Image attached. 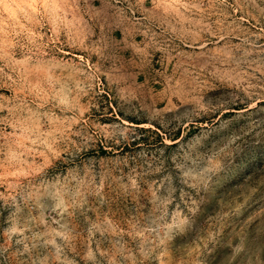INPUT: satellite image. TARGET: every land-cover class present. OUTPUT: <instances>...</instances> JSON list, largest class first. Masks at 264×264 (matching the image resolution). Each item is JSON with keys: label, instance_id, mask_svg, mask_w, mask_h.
<instances>
[{"label": "rangeland", "instance_id": "rangeland-1", "mask_svg": "<svg viewBox=\"0 0 264 264\" xmlns=\"http://www.w3.org/2000/svg\"><path fill=\"white\" fill-rule=\"evenodd\" d=\"M232 1L0 0V264H264V64L198 16Z\"/></svg>", "mask_w": 264, "mask_h": 264}, {"label": "bare ground", "instance_id": "bare-ground-1", "mask_svg": "<svg viewBox=\"0 0 264 264\" xmlns=\"http://www.w3.org/2000/svg\"><path fill=\"white\" fill-rule=\"evenodd\" d=\"M246 2L233 0L232 4L220 2L215 4V7L200 6L198 16L205 24L202 25V31L210 37L209 39H216V43L222 44L223 53L219 51L220 53L208 55L210 61H214L219 66L224 63L234 68L248 69L257 64H264V0H247ZM205 45L207 43L203 42L201 48ZM215 47L217 44L214 45ZM204 51L206 50L200 52L204 53ZM205 59L207 61V58Z\"/></svg>", "mask_w": 264, "mask_h": 264}]
</instances>
